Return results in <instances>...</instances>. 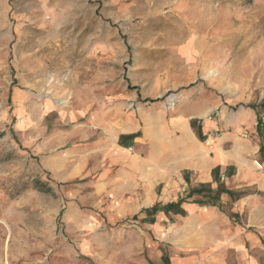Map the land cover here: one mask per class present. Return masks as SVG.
<instances>
[{
  "label": "crops",
  "instance_id": "0c3cea01",
  "mask_svg": "<svg viewBox=\"0 0 264 264\" xmlns=\"http://www.w3.org/2000/svg\"><path fill=\"white\" fill-rule=\"evenodd\" d=\"M47 83L39 102L11 92L7 126L81 212L76 253L97 264H264V91L191 80L159 94L146 79L114 91L104 77L56 98L60 78Z\"/></svg>",
  "mask_w": 264,
  "mask_h": 264
},
{
  "label": "rangeland",
  "instance_id": "374dc122",
  "mask_svg": "<svg viewBox=\"0 0 264 264\" xmlns=\"http://www.w3.org/2000/svg\"><path fill=\"white\" fill-rule=\"evenodd\" d=\"M50 75L56 98L104 77L114 91L146 79L159 94L191 80L261 93L264 0H0V264L98 263L73 248L81 212L44 191L48 178L7 126L11 92L39 102Z\"/></svg>",
  "mask_w": 264,
  "mask_h": 264
},
{
  "label": "trees",
  "instance_id": "16d2710c",
  "mask_svg": "<svg viewBox=\"0 0 264 264\" xmlns=\"http://www.w3.org/2000/svg\"><path fill=\"white\" fill-rule=\"evenodd\" d=\"M38 183H39V185H41L45 189L44 191H47V192H51L52 191V188L49 185H47V183L40 182V181H38Z\"/></svg>",
  "mask_w": 264,
  "mask_h": 264
},
{
  "label": "built area",
  "instance_id": "2783aa9c",
  "mask_svg": "<svg viewBox=\"0 0 264 264\" xmlns=\"http://www.w3.org/2000/svg\"><path fill=\"white\" fill-rule=\"evenodd\" d=\"M258 168H261V164L255 162Z\"/></svg>",
  "mask_w": 264,
  "mask_h": 264
},
{
  "label": "bare ground",
  "instance_id": "6f19581e",
  "mask_svg": "<svg viewBox=\"0 0 264 264\" xmlns=\"http://www.w3.org/2000/svg\"><path fill=\"white\" fill-rule=\"evenodd\" d=\"M52 82H53V81H52ZM47 93H48V92H47ZM49 96H50V95H49ZM51 98H52V97H51ZM172 98H173V97L169 98V101H171V100H172ZM52 100H53V99H52ZM54 100H55V99H54Z\"/></svg>",
  "mask_w": 264,
  "mask_h": 264
}]
</instances>
